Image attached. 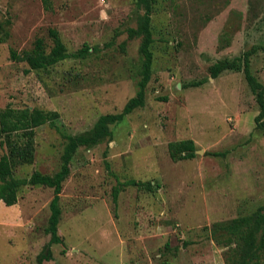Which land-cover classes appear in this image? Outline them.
Segmentation results:
<instances>
[{
	"label": "rangeland",
	"instance_id": "rangeland-1",
	"mask_svg": "<svg viewBox=\"0 0 264 264\" xmlns=\"http://www.w3.org/2000/svg\"><path fill=\"white\" fill-rule=\"evenodd\" d=\"M0 0V109L39 107L59 113L64 133L92 129L118 113L137 91L140 38H128L143 11L135 0ZM154 60L143 107L112 126V140L79 146L62 183L58 234L42 264H225L213 223L264 210V132L259 106L242 71L210 76L209 67L257 48L251 72L264 85V0H160L152 14ZM58 30L75 53L50 71L29 70L10 49L48 45ZM228 41H220L223 36ZM190 82H201L190 86ZM160 97H166L165 100ZM192 139V159L173 161L168 143ZM65 140L48 124L36 128L35 157L17 177L60 169ZM4 149L0 147V155ZM207 152H222L214 156ZM151 181L153 192L123 185ZM120 187L117 200L113 189ZM53 189L24 186L17 203L0 202V264H37L46 250Z\"/></svg>",
	"mask_w": 264,
	"mask_h": 264
},
{
	"label": "trees",
	"instance_id": "trees-1",
	"mask_svg": "<svg viewBox=\"0 0 264 264\" xmlns=\"http://www.w3.org/2000/svg\"><path fill=\"white\" fill-rule=\"evenodd\" d=\"M160 0H135V5L143 12L137 16L136 27H128V38H140L139 53L141 55L140 78L137 81V91L118 113L100 115L91 130L78 135L61 131L58 125L59 113L55 110H45L39 107H13L6 105L0 109V147L4 152L0 155V202L6 206L17 203L20 190L27 185H43L53 189V196L49 204L50 215L45 231L50 238L45 245L46 250L37 256V264L51 259L49 245L61 243L58 234V224L61 217L59 204L62 183L70 173L69 163L77 148L82 145H94L103 140L111 141L113 138L112 126L121 122L126 115L138 107H143L146 98V88L151 78L154 55L152 51L153 33L151 27L153 11ZM44 8L51 10V0H42ZM9 21L0 23V43L6 42L10 36ZM51 40L48 45L41 36L36 37L30 49L17 52L10 49V58L13 61H24L29 70L50 71L56 64L68 57H83L92 54L96 48L84 44L75 53L70 54L55 28L47 32ZM228 41L223 36L220 41ZM257 48L245 51L240 56L221 58L209 67L210 76L218 77L224 71L244 73L245 79L259 106L255 116V127L264 132V85L261 84L251 72L250 55ZM201 82H190V86H197ZM165 100L166 97H160ZM48 124L58 131L64 138V148L61 155V166L54 174H44L34 171L27 177H17L14 173L18 166L31 164L35 157L36 128ZM168 153L173 161L192 159L196 156L197 147L192 139L174 140L168 143ZM214 156L223 155L222 152H207ZM123 185L136 186L138 189L153 192L157 185L151 181H138L130 179ZM120 187L113 189V200L116 202ZM211 232L215 241L225 248V264H264V210H257L249 215L238 216L228 221L215 222Z\"/></svg>",
	"mask_w": 264,
	"mask_h": 264
}]
</instances>
